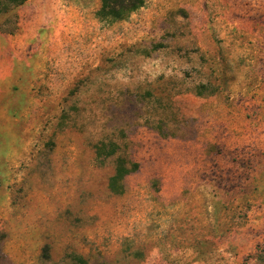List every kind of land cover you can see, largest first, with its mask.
<instances>
[{"label": "rangeland", "instance_id": "1", "mask_svg": "<svg viewBox=\"0 0 264 264\" xmlns=\"http://www.w3.org/2000/svg\"><path fill=\"white\" fill-rule=\"evenodd\" d=\"M0 264H264V0H0Z\"/></svg>", "mask_w": 264, "mask_h": 264}, {"label": "trees", "instance_id": "2", "mask_svg": "<svg viewBox=\"0 0 264 264\" xmlns=\"http://www.w3.org/2000/svg\"><path fill=\"white\" fill-rule=\"evenodd\" d=\"M27 0H6L13 5H22ZM145 0H102V13L113 19H124L131 12L139 9ZM96 157L100 160L108 159L119 153L120 146L114 141L101 140L95 144ZM139 163L118 156L116 159V171L110 180V189L119 194L125 190L124 180L128 174L137 171Z\"/></svg>", "mask_w": 264, "mask_h": 264}]
</instances>
